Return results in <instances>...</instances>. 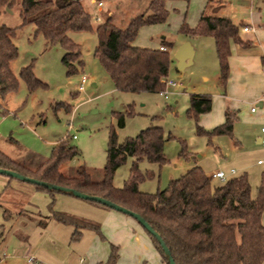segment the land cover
I'll return each instance as SVG.
<instances>
[{
  "label": "rangeland",
  "instance_id": "rangeland-1",
  "mask_svg": "<svg viewBox=\"0 0 264 264\" xmlns=\"http://www.w3.org/2000/svg\"><path fill=\"white\" fill-rule=\"evenodd\" d=\"M151 1L81 0L90 15L92 31L68 33L82 61V68L70 76L62 62L65 54L62 47L47 46L34 25H22L18 4L1 8L0 24L15 30L13 42L18 56L10 69L18 80V88L0 97V150L13 158L21 157L26 151L49 157L56 143L66 140L79 151L66 167L85 165L99 170L106 163L111 132L115 133L117 142L122 143L148 127H160L166 140L165 162L161 166L146 160L139 162V172L151 175L140 183L141 192L153 194L163 190L171 180L199 166L208 177L216 171H222L227 180L246 175L251 196L255 198L264 179V146L257 143L259 136L264 137L261 125L252 135L239 138L247 126L237 119L233 139L228 136L208 138L197 134L199 120L196 122L187 115L191 94H206L213 98L212 93L217 88L222 90L219 80L217 86L215 84L219 65L213 38H189L181 32L184 24L189 28L198 25L200 13L208 0H166L168 16L165 22L142 26L133 42L136 47L149 49L166 45L171 59L167 80L174 82V86L163 90L167 93L166 99L159 93L117 91L96 56V27L110 19L114 27L123 30L133 19L148 12ZM98 3L102 5L98 6ZM186 41L197 53L191 66L178 71L175 50ZM31 63L35 78L44 85L33 91L19 77L21 69ZM83 76L88 81L79 92ZM120 114L124 117L123 127L118 125ZM241 115L245 116L243 110H240L239 118ZM234 141L239 145L236 146ZM132 162V158H127L115 171V187L123 186ZM231 170L235 171L234 175L230 174ZM7 180L10 181L8 185ZM220 183L212 178V185ZM24 187L35 189L36 186L0 175V193H3L0 200L1 264H25L24 255L29 245L34 246L39 241L41 227L38 223L44 218L36 215L28 204L35 205L42 216L49 215V195L38 190L31 195ZM61 207L60 202H54V210L60 211Z\"/></svg>",
  "mask_w": 264,
  "mask_h": 264
},
{
  "label": "trees",
  "instance_id": "trees-1",
  "mask_svg": "<svg viewBox=\"0 0 264 264\" xmlns=\"http://www.w3.org/2000/svg\"><path fill=\"white\" fill-rule=\"evenodd\" d=\"M165 2L166 0H152L148 12L133 19L123 30L114 27L110 19L96 27L98 45L95 54L117 91L160 93L166 89L171 63L167 49L161 51L159 48L149 49L133 45L142 26L165 22L168 16ZM15 4L20 6L22 25H34L36 33L44 37L47 46L62 47L65 51L62 62L67 74L70 76L78 73L82 68L80 52L68 38V33L92 31L90 15L83 8L81 0H0V9ZM181 32L189 38H213L219 65V84L224 90L229 77L231 42L241 47L249 45L240 39L239 27L228 18L203 14L195 28L184 24ZM14 36V29L0 24L2 98L18 88V80L10 69L11 63L18 56V49L13 42ZM19 77L30 91L44 86L35 78L32 63L21 69ZM211 108L210 95L189 96L187 115L196 122L200 115L209 113ZM118 119V125L123 127V115H118ZM236 120V112L227 109L222 124L211 130L197 124L196 131L198 135L208 138H232ZM165 142L160 127H148L122 143H118L115 133L111 132L106 149V163L98 170L85 165L66 167L68 162L78 156L79 151L68 144V141L61 140L53 147L49 157L26 151L21 157L13 158L0 150V169L100 197L138 214L159 234L175 264H262L264 179L253 198L246 175L212 185V177H208L201 167L194 166L179 178L171 180L163 190L153 194L141 192L140 183L151 175L139 172L138 164L146 160L161 166L165 162ZM127 158L133 159L129 176L123 186L117 188L113 185V175ZM35 188L50 196L48 210L52 219L75 227L72 239L78 237L82 228L99 231L97 225L54 211L57 192L40 186ZM2 194L0 193V200ZM43 218L38 223L40 227L46 226L49 217ZM149 237L163 262L167 264L160 245L151 235ZM118 257V248L111 245L107 261L99 264H117Z\"/></svg>",
  "mask_w": 264,
  "mask_h": 264
},
{
  "label": "crops",
  "instance_id": "crops-1",
  "mask_svg": "<svg viewBox=\"0 0 264 264\" xmlns=\"http://www.w3.org/2000/svg\"><path fill=\"white\" fill-rule=\"evenodd\" d=\"M203 14L231 20L239 27L240 39L249 45L241 47L231 42L229 77L225 89L217 88L212 93L211 111L199 116V124L206 130L213 129L224 122L228 109L236 112L238 121H243L247 126L239 138L252 135L258 125L261 128L264 125V0H240L234 3L229 0H208L199 19ZM244 27L253 31L244 32ZM192 49L194 59L197 50L193 46ZM218 80L219 72L215 77L216 86ZM252 108H255L254 112ZM240 110L245 116L239 118ZM233 132H236L235 124ZM261 139L262 136L257 138L258 144H261ZM234 142L236 146L239 145L238 141ZM8 184L10 182L7 180ZM27 188L24 187L31 195L37 192L36 188ZM56 201L62 206L57 212L97 225L99 231L82 228L78 237L72 239L75 227L55 221L50 211L49 215L42 216L36 206L29 203V208L35 210L36 215L49 218L46 226L41 227L39 241L34 246L29 245L24 259L27 255H33L42 264H99L107 261L112 245L118 248L117 264H165L147 232L130 216L66 194L56 193Z\"/></svg>",
  "mask_w": 264,
  "mask_h": 264
},
{
  "label": "water",
  "instance_id": "water-1",
  "mask_svg": "<svg viewBox=\"0 0 264 264\" xmlns=\"http://www.w3.org/2000/svg\"><path fill=\"white\" fill-rule=\"evenodd\" d=\"M192 59H193V49H192L190 42L186 41L178 47V49L176 50V52L174 54V60L176 61V69L178 71H184L187 67H189L192 64ZM0 175L6 176L8 178L18 179L22 182L30 183V184H33L35 186L44 187L48 190L55 191V192L60 193V194H66V195H70V196H73V197L81 199V200L94 202V203H97V204L102 205L104 207H107L108 209H112V210H115L117 212H120V213H123L125 215L130 216L131 218L136 220L137 223L149 235H151L153 238H155V240L160 245L163 254L167 258V264H175L167 246L165 245V243L163 242V240L161 239L159 234L157 232H155L153 230V228L138 214H136V213L124 208V207H121L117 204H114L108 200L102 199L100 197L89 196L87 194H82V193H79V192L71 190V189H67L64 187L56 186V185L47 184L45 182H40V181H37V180L32 179V178H27V177L21 176L16 172L9 171L6 169H0Z\"/></svg>",
  "mask_w": 264,
  "mask_h": 264
},
{
  "label": "built area",
  "instance_id": "built-area-1",
  "mask_svg": "<svg viewBox=\"0 0 264 264\" xmlns=\"http://www.w3.org/2000/svg\"><path fill=\"white\" fill-rule=\"evenodd\" d=\"M102 4L101 3H98V6H101ZM243 31L244 32H248V31H253L252 28H248V27H244L243 28ZM159 49L161 51H165V47L161 46L159 47ZM88 81V78L86 76H83L82 79H81V84L80 86L78 87V91H83V86L84 84H86ZM166 85L167 86H174V83L172 81H168L166 82ZM161 96H163L165 99L167 98V93L165 91H161L159 93ZM252 112L255 111V108H252L251 109ZM261 133L264 135V127L261 128ZM73 138H75V136H73ZM261 145L264 146V137H262L261 139ZM260 162H258L259 164ZM230 174L231 175H234L235 174V171L234 170H231L230 171ZM212 178H215L221 182H225L227 180V177L226 175L222 172V171H216L214 172L212 175H211ZM26 263L25 264H42L41 262H39L38 260H36V258L33 256V255H28L26 256Z\"/></svg>",
  "mask_w": 264,
  "mask_h": 264
}]
</instances>
